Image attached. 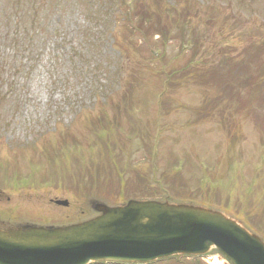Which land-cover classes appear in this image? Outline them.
I'll list each match as a JSON object with an SVG mask.
<instances>
[{"label": "rangeland", "instance_id": "obj_1", "mask_svg": "<svg viewBox=\"0 0 264 264\" xmlns=\"http://www.w3.org/2000/svg\"><path fill=\"white\" fill-rule=\"evenodd\" d=\"M195 69L209 80L188 84ZM0 162L9 224L80 221L92 197L152 185L264 235V0H0Z\"/></svg>", "mask_w": 264, "mask_h": 264}, {"label": "water", "instance_id": "obj_2", "mask_svg": "<svg viewBox=\"0 0 264 264\" xmlns=\"http://www.w3.org/2000/svg\"><path fill=\"white\" fill-rule=\"evenodd\" d=\"M67 206V200L55 201ZM98 215L63 226L0 221V264L147 263L215 247L233 264H264L263 240L222 212L193 204L90 201Z\"/></svg>", "mask_w": 264, "mask_h": 264}, {"label": "trees", "instance_id": "obj_3", "mask_svg": "<svg viewBox=\"0 0 264 264\" xmlns=\"http://www.w3.org/2000/svg\"><path fill=\"white\" fill-rule=\"evenodd\" d=\"M173 5H175V4H173ZM170 10H173L171 7H170ZM150 13V12H149ZM134 17H136V18H134V19H137V21H136V23H133V25H134V27H139L140 29H142V27H143V25L144 24H147L148 26H154V25H157V19H159L157 16H156V14H152V13H150V15H148V14H145V13H142V14H137L136 16H134ZM153 17V18H152ZM175 26H179V30L176 32V35L178 36V38H179V34L180 33H184L185 34V32H184V30H183V23L181 24V25H177L176 23H175ZM177 30V29H176ZM181 42H183V43H185V42H188V43H191V40H184V41H181ZM200 67H203V65H200ZM204 70L202 69V70H200V69H195V70H189V71H187L186 72V76H187V83L188 84H190V85H196V84H198V85H201V83H205V79L206 80H209V78H204V76H206L207 77V75H205L204 73ZM216 74L219 76V74L216 72L211 78H210V81H213V80H216L217 78H218V76H216ZM195 76V79H192L193 77ZM219 79V78H218ZM217 79V80H218ZM215 81L216 83H218V81ZM206 83H208V82H206ZM211 83V82H210ZM234 89H233V92L235 93V94H240V93H242V92H244L243 90H241V89H239V86L238 85H235L234 84ZM248 100H250L249 98H247ZM218 107V106H217ZM216 106H215V108L214 109H208V111L206 112L205 111V118L206 119H208L209 117H212V119L214 118V116H215V114H217L219 117L221 116V115H223L224 113H225V111H224V109H218ZM234 134H236V126L234 127ZM0 164H1V162H0ZM172 174L173 175H176V176H180V174H178V173H171V174H167V178L168 179H170V178H172ZM72 177H75V176H72ZM82 177H84L83 175H82ZM81 177V178H82ZM136 185V184H135ZM135 185H133V186H135ZM146 187H149V188H151V190H152V192H151V194H153V195H157V190L154 188V186H152V185H145ZM169 186H171V188L169 189V190H172V185L170 184ZM111 193H112V191H110ZM102 195H105L104 193H102V192H100ZM138 193V192H137ZM149 195V194H148ZM249 224L250 225H252L256 230L258 229L259 230V226L258 225H256V223H255V221H253V222H249ZM257 230V231H258ZM259 232V231H258Z\"/></svg>", "mask_w": 264, "mask_h": 264}, {"label": "flooded vegetation", "instance_id": "obj_4", "mask_svg": "<svg viewBox=\"0 0 264 264\" xmlns=\"http://www.w3.org/2000/svg\"><path fill=\"white\" fill-rule=\"evenodd\" d=\"M151 264H212L210 259L193 256H179L168 258L160 261H155Z\"/></svg>", "mask_w": 264, "mask_h": 264}]
</instances>
